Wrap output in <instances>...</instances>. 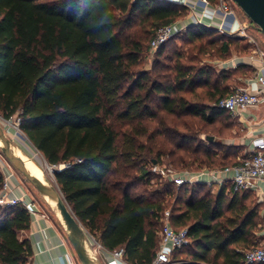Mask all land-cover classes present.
Instances as JSON below:
<instances>
[{"label":"trees","instance_id":"obj_1","mask_svg":"<svg viewBox=\"0 0 264 264\" xmlns=\"http://www.w3.org/2000/svg\"><path fill=\"white\" fill-rule=\"evenodd\" d=\"M187 12L169 0H0V116L19 119L78 221L103 249L123 248L127 264H151L169 206L171 226L189 236L172 264H246L244 253L258 245L264 228L249 190L223 186L213 193L205 184L164 181L133 192L139 183L150 185L154 172L146 162L177 170L239 162L237 148L224 142L232 135L230 114L216 102L233 90L234 72L251 69L216 72L193 62L214 52L223 60L233 51L243 55L244 39L193 24L176 37L192 46L191 55L175 50L165 62L167 40L151 70L136 71L150 34ZM192 118L209 129L207 144H197ZM111 121L128 130L118 133ZM173 189L172 204H165ZM30 224L23 206L0 209V264H30V243L17 236Z\"/></svg>","mask_w":264,"mask_h":264},{"label":"crops","instance_id":"obj_2","mask_svg":"<svg viewBox=\"0 0 264 264\" xmlns=\"http://www.w3.org/2000/svg\"><path fill=\"white\" fill-rule=\"evenodd\" d=\"M169 1L188 8V15L173 23L181 31L190 25L202 24L215 28L228 37L244 39L248 43V52L241 55L233 51L229 58L221 61L222 69L234 72L239 65L249 67L251 71L247 73L234 72V80L253 92L264 94V88L255 79L256 74H264V35L256 30L257 28H254L251 22L239 16L234 9L225 14L218 6L206 4L203 0ZM230 119L232 135L224 142L237 148V159L239 160L251 151L255 141L264 139V99L239 115H230ZM0 175L2 178L9 176L10 195L21 197L25 202L30 203L31 209L35 212L34 214L30 212L29 228L17 232L20 240H27L30 243L32 251L30 264H81L63 228L48 213L36 207L33 201L24 194L20 188V179L6 161L0 163ZM232 175L231 170L222 172L220 177L224 180L223 184L210 187L211 192L216 193L223 186L226 192H229V180ZM249 191L256 203L260 205V215H264V181L257 182L256 187ZM259 235L264 240V228L261 229ZM101 254L104 264H115L107 251L101 250ZM116 264L127 263L116 262Z\"/></svg>","mask_w":264,"mask_h":264},{"label":"built area","instance_id":"obj_3","mask_svg":"<svg viewBox=\"0 0 264 264\" xmlns=\"http://www.w3.org/2000/svg\"><path fill=\"white\" fill-rule=\"evenodd\" d=\"M203 1L208 4L206 0ZM218 8L225 14L232 12L231 6L226 0H220ZM180 31L181 29L175 27L174 24L159 27L150 41L151 50L156 51L164 42ZM255 79L258 84L264 88V74H256ZM262 99H264V94L253 92L244 86H236L228 95L219 99L216 102V106L220 109L226 110L230 115L234 116L239 115L241 112L252 106H255ZM15 119L18 125L19 119L16 117ZM3 161H5V158L0 151V163ZM153 167L152 171L155 174L159 175L164 181L172 183L176 187L199 183L205 184L208 187L222 185L224 180L220 177L221 173L231 170L233 171V175L229 182L232 191L253 190L256 187L257 182L264 181V139L255 141L252 145L251 151L239 159V162L236 165L222 170L208 168L200 170H177L167 163L156 164ZM61 168L62 166L56 170H60ZM10 192L11 187L9 185V176H7L3 178L0 187V209L19 204L32 214L35 213L34 210L31 209L30 203L25 202L21 197H12ZM169 216V210H165L162 214V225L159 232L160 239L156 255L151 264H172V253L176 249L189 243L187 229L182 228L180 230H175L170 224ZM97 245L99 249L105 250L99 242H97ZM107 253L115 264L116 262H125L123 259V248L119 247L112 251H107ZM244 261L246 264H264V240H262L259 245L245 251Z\"/></svg>","mask_w":264,"mask_h":264},{"label":"rangeland","instance_id":"obj_4","mask_svg":"<svg viewBox=\"0 0 264 264\" xmlns=\"http://www.w3.org/2000/svg\"><path fill=\"white\" fill-rule=\"evenodd\" d=\"M207 1V0H206ZM219 1L216 2V6H219ZM229 5L231 6V9H234L238 12L239 16H241L242 18H244L245 20H248L249 22H251L249 20V18L243 13V11L232 1V0H226ZM188 15V12L185 16L181 17L178 20H182L184 19L186 16ZM176 22V21H175ZM256 28V27H254ZM157 30V29H156ZM257 30V29H256ZM153 33V32H152ZM152 33L149 36V39L146 41V47H147V51L145 52V55L142 59L141 64L136 68V71H150L153 61L155 60V52L154 50H151L150 48V41L152 40L151 36ZM261 33V32H260ZM262 35H264V33H261ZM179 37L180 35L176 33V35H173L170 39H168V41L166 42V49L162 55V57H160L161 59H164V57L170 55L173 51L177 50L180 51L182 53L187 52L190 55L192 54L193 50H192V46H189L188 43L186 41H182V40H177L176 37ZM151 38V39H150ZM176 38V39H175ZM179 39V38H178ZM181 39V38H180ZM211 56V57H210ZM210 56H199L197 57L196 60H194V64L196 65H209L212 67V69H214L216 72H219L221 70H228V69H222V65H221V61H223V59L218 58L217 56V52L212 53V55ZM165 60V59H164ZM184 62L188 63V61L186 59H183ZM165 62H167V60H165ZM165 72V71H163ZM230 89L235 88L236 86H241L239 83H237L234 78L230 80ZM185 119H189V117H185ZM192 121H194L197 125V127L199 128L196 132L197 135V144H207V141L203 140L205 137V134H207L209 132V129L206 127L201 128L202 123L199 122L198 118H192L190 119ZM112 124L114 125L115 129L118 131V133L123 132L124 130H128V127L126 125H120L119 123H117L116 125L114 124L113 121H111ZM0 123L2 124V126L5 129L6 134L11 137V139L14 141L15 145L25 154H27L30 157H33V159L42 167V171L45 174V176L51 180L52 182L56 183L55 177H54V168L52 166H50L46 160L44 159V157L42 156V154L40 152H38L30 143V141L25 137V135L19 130V127L17 125L16 119L15 117L11 118V119H4L2 116H0ZM181 132H185L184 129H180ZM18 133V134H16ZM17 135L21 136L22 139H20V137H17ZM17 138V139H16ZM212 138L215 141H220L222 139H220V137H216L214 138V136H212ZM21 142H20V141ZM141 141H145V138H141ZM23 142V143H22ZM19 143V144H18ZM25 143V144H24ZM27 146V147H26ZM22 147V149H21ZM207 147L210 148V146L208 145ZM24 149V150H23ZM213 150H216L215 147H212ZM223 151V150H222ZM34 155V156H33ZM151 156H154V154H150L147 156V159L150 158ZM36 157V158H35ZM40 158V159H39ZM38 159V161H37ZM5 161L7 162V160L5 159ZM148 161V160H147ZM8 163V162H7ZM12 169L14 170V172L17 174L18 178L20 179V188L22 189V191L24 192V194L26 196H28V198H30L33 201V204L36 205V207L42 209L43 211H45L46 213L49 214V216L56 220V222H58V224L60 225V222L58 221L56 215L53 213V211L51 210L50 206L48 205V203H46V201L44 200V198L36 191V189L24 178L23 175H21L16 169H14V167L8 163ZM156 164H151L150 162H146V167L149 169H153ZM164 180L157 174L154 173L153 176H151V182L150 185H143L142 183H139L136 187L133 188V192L134 193H140L143 192L144 190L147 191H152L155 190L157 188H160L161 185L163 184ZM173 195L171 197H167L165 204H172V199L174 198V195H176V191L173 189L172 190ZM166 210H170V206L166 208ZM81 224V223H80ZM161 225L162 222H160L158 224V231L161 229ZM61 226V225H60ZM81 228L83 230V232L85 233L88 241L90 242L93 250L96 252L97 256L99 257L100 261L102 264H104V260H103V256L101 254V249H99L98 245H97V240L92 237L88 230L81 224ZM261 232V231H260ZM259 233L258 234V245L262 242V236H260ZM190 247H187L185 249V252L180 254L179 256H182L183 258H185L186 256V251H188Z\"/></svg>","mask_w":264,"mask_h":264},{"label":"water","instance_id":"obj_5","mask_svg":"<svg viewBox=\"0 0 264 264\" xmlns=\"http://www.w3.org/2000/svg\"><path fill=\"white\" fill-rule=\"evenodd\" d=\"M249 18L252 25L264 33V0H232ZM209 140L213 138L208 137ZM0 142L4 148L0 149L4 158L16 169L43 197L52 201L51 210L57 213V219L63 228L67 239L75 251L81 264H102L93 250L81 224L70 209L57 183L49 180L45 174L42 180L35 177L23 163L17 153V146L9 137L0 123Z\"/></svg>","mask_w":264,"mask_h":264},{"label":"bare ground","instance_id":"obj_6","mask_svg":"<svg viewBox=\"0 0 264 264\" xmlns=\"http://www.w3.org/2000/svg\"><path fill=\"white\" fill-rule=\"evenodd\" d=\"M16 134H18V133H16ZM17 137H20V139H22L21 138V136H19V135H17ZM17 139V138H16ZM20 141V140H19ZM21 142V141H20ZM23 143V142H22ZM19 144V143H18ZM25 144V143H24ZM27 147V146H26ZM4 148V145H3V143L2 142H0V149H3ZM21 149H22V147H21ZM24 150V149H23ZM17 153H18V155L21 157V159L23 160V163H24V165H25V167L27 168V169H29L30 170V172L35 176V177H37L38 179H40V180H42V177H43V175H44V173H43V171H42V167L33 159V157H30V156H28L27 154H25L24 152H22L19 148H17ZM34 156V155H33ZM36 158V157H35ZM40 159V158H39ZM37 161H38V159H37ZM41 195V194H40ZM42 196V195H41ZM43 197V196H42ZM44 198V200L46 201V203H48V205L50 206V208H51V205H52V201L51 200H49V199H47L46 197H43ZM55 215H56V217H57V213H54Z\"/></svg>","mask_w":264,"mask_h":264}]
</instances>
